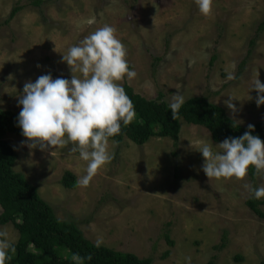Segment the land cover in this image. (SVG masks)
Listing matches in <instances>:
<instances>
[{
    "label": "rangeland",
    "instance_id": "rangeland-1",
    "mask_svg": "<svg viewBox=\"0 0 264 264\" xmlns=\"http://www.w3.org/2000/svg\"><path fill=\"white\" fill-rule=\"evenodd\" d=\"M17 5L21 8L9 17ZM262 23L264 0H214L207 16L196 0H42L39 6L0 0V109L19 113L25 83L41 75L81 77L62 55L107 24L137 74L119 83L150 99L162 93L168 103L178 92L185 99L203 95L240 125L254 124L264 118V105L257 106L251 89L257 77L264 83ZM229 96L236 112L225 104ZM5 139L17 153L14 170L37 187L58 219L73 220L93 243L102 238V245L151 258L153 264H186L185 257L191 264L264 259V219L247 206L251 194L243 187L264 186V176L254 182L248 175L208 178L198 149L209 143L219 151L221 142L202 125L182 121L176 147L167 136L142 145L109 140L112 161L87 187L73 189L60 183L63 173L69 170L78 180L87 162L70 151L71 145L41 151L13 134ZM0 230L16 242L19 234L11 223Z\"/></svg>",
    "mask_w": 264,
    "mask_h": 264
},
{
    "label": "clouds",
    "instance_id": "clouds-1",
    "mask_svg": "<svg viewBox=\"0 0 264 264\" xmlns=\"http://www.w3.org/2000/svg\"><path fill=\"white\" fill-rule=\"evenodd\" d=\"M196 3L205 16L212 12L214 0ZM62 60L81 77L53 79L49 73L35 82H26L18 100L22 108L17 124L26 138L21 144L29 149L46 151L71 145L70 151L78 152L79 158L87 162L86 174L77 180V184L87 187L98 170L113 159L108 150L110 138L120 135L122 126L130 125L136 118L134 104L119 82L137 74L130 68L125 45L107 24L70 47ZM228 79L234 76L229 74ZM251 89L257 92V106L264 105V83L258 77ZM229 97L225 104L236 112L233 97ZM185 103L181 93L173 94L169 104L172 119L177 118ZM248 127L242 136L217 144L219 151H214L209 143L201 144L198 151L204 158L202 170L208 178L243 180L250 168L264 176V141L252 134L254 125ZM243 187L253 198H264V186L246 183ZM102 244V238L95 241L97 248ZM14 251V240L7 231L0 230V264H8ZM72 259L76 264L82 262L79 254ZM185 262L191 264V257H185Z\"/></svg>",
    "mask_w": 264,
    "mask_h": 264
},
{
    "label": "trees",
    "instance_id": "trees-1",
    "mask_svg": "<svg viewBox=\"0 0 264 264\" xmlns=\"http://www.w3.org/2000/svg\"><path fill=\"white\" fill-rule=\"evenodd\" d=\"M41 1L30 0L37 6ZM20 8L19 5L13 7L9 17L14 16ZM122 86L134 104L136 118L130 125L122 126L120 135L110 138L116 143L120 144L126 138L142 145L152 137L167 136L176 147L182 121L206 127L215 142H223L229 137L238 138L249 131V125H240L226 114L224 108L203 95L185 99L186 103L174 120L170 103L163 99L162 93L150 99L135 92L127 82H123ZM18 115L16 111L0 109V225L11 223L19 234L8 264H76L72 259L74 254L82 258L81 264H153L151 258H141L131 252L117 251L105 245L97 248L73 220L56 217L37 187L13 168L17 153L5 137L13 134L26 140L17 124ZM250 125H254L252 134L264 141V118ZM248 176L254 182L258 175L250 168ZM60 183L70 189L77 186L75 175L69 170L63 173ZM262 199L251 196L246 204L257 217L264 219V210L260 208ZM165 239L169 245L174 244L167 233ZM168 253L165 252L163 256ZM237 259L242 260L241 257ZM207 264L216 262L209 260ZM259 264H264V259Z\"/></svg>",
    "mask_w": 264,
    "mask_h": 264
}]
</instances>
